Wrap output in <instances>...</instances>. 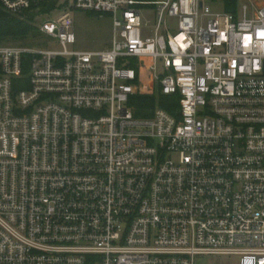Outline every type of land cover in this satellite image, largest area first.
<instances>
[{
  "label": "built area",
  "instance_id": "obj_1",
  "mask_svg": "<svg viewBox=\"0 0 264 264\" xmlns=\"http://www.w3.org/2000/svg\"><path fill=\"white\" fill-rule=\"evenodd\" d=\"M70 2L110 47L68 50V10L39 26L64 49L0 44V264H264V0Z\"/></svg>",
  "mask_w": 264,
  "mask_h": 264
},
{
  "label": "rangeland",
  "instance_id": "obj_2",
  "mask_svg": "<svg viewBox=\"0 0 264 264\" xmlns=\"http://www.w3.org/2000/svg\"><path fill=\"white\" fill-rule=\"evenodd\" d=\"M205 1L215 12L226 11L224 0ZM246 1L247 0H237L234 12L241 15L242 6ZM71 2L67 3V0L56 2L54 9L38 14L35 20L36 25L40 26L45 20H55L68 10L74 18L76 33V43L69 44L67 46L68 50L100 51L110 47L114 37L113 15L106 12L73 9L71 8ZM146 17L144 21H149L150 24L154 23L153 15L148 14ZM0 44L4 46H26L38 49H64L54 39L42 33L41 35H31L17 40H5ZM195 264H239V258L224 255H198L195 257Z\"/></svg>",
  "mask_w": 264,
  "mask_h": 264
},
{
  "label": "trees",
  "instance_id": "obj_3",
  "mask_svg": "<svg viewBox=\"0 0 264 264\" xmlns=\"http://www.w3.org/2000/svg\"><path fill=\"white\" fill-rule=\"evenodd\" d=\"M153 1V0H140ZM225 10L227 12H234L237 0H224ZM37 10L26 11L21 14L8 13L0 7V43L5 40H17L33 35H41L38 25H36ZM136 115L146 116V107L154 108L156 105L167 108L164 97L159 94L152 96H137L136 97Z\"/></svg>",
  "mask_w": 264,
  "mask_h": 264
}]
</instances>
